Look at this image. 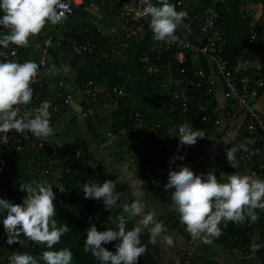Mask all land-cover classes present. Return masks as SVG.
<instances>
[{
  "label": "built area",
  "instance_id": "built-area-1",
  "mask_svg": "<svg viewBox=\"0 0 264 264\" xmlns=\"http://www.w3.org/2000/svg\"><path fill=\"white\" fill-rule=\"evenodd\" d=\"M118 1L121 3L120 8L112 18L111 25L108 27L98 26V32L109 38L111 42V51L107 61L112 64L120 62L123 60L130 43L138 41L143 46L139 51L137 62L144 76H155V82L161 84L168 72L173 75L170 100L175 110L173 115L177 120L175 134L168 136L171 148L162 164L154 169L150 177V184L157 185L168 175L169 170H175L178 164L184 162L192 148L202 143L205 136L216 124L217 109L212 104L215 79L205 70L204 63L211 65L212 74L220 81L223 96L233 108L232 110L244 116V134L232 141L227 147L228 149H237L235 152L237 166L232 168L228 164L225 153L216 164L209 166L210 172L218 174L223 171H236L245 164L261 179H264V103L257 106V101L263 94L259 93V90H264V27L256 25V21L251 17V9H246L243 13L244 18L250 17L248 20L250 37L247 48L244 57L232 70L228 60L224 57V51L228 46V38L224 31V19L220 14L193 9L185 10L188 13L186 17L187 24L196 29L195 35L193 37L185 36L177 28L174 34L175 38L156 43L149 27L150 17L145 15L143 11L146 5L142 4L141 0ZM173 1L177 6H182L188 0ZM151 3L155 5L153 0H151ZM82 5L87 6L93 14L95 13L94 10L98 9L95 0H59V5L56 8L59 18L54 24H64L74 14V11ZM3 33L4 28L0 27V37L3 36ZM72 43L76 50L78 49L80 53L85 55H91L96 48V44L87 37L80 40L74 39ZM53 49H58L60 54L63 55L68 47H63L61 38L51 33L44 38L41 45L40 57L37 62L38 73L31 84L33 89L32 100L29 104L20 106V116L26 120L34 117L35 109L42 102L44 84L40 79V74L45 68ZM0 53H2L0 59L7 61L19 63L28 61L21 58L17 46L13 44H9L7 48L0 46ZM187 60L197 64L193 68V75L198 79L197 85L203 86L204 102H197L188 93V87L193 84V81L186 76L184 65ZM172 68H175V71L172 72L170 70ZM241 71H249V73L239 78L236 73ZM74 90L81 93L79 105H81L82 110L80 114L85 119H90L95 113L90 108L93 103L113 95H123V91L119 87L104 85L89 77L80 78L76 73L69 80L60 77L57 80L54 102L49 108L50 126L57 115L70 107V93ZM115 105L116 101L113 103V106ZM182 130L202 131L204 138H198L195 145H181L179 136ZM99 132L107 137H124L128 133H139L142 142L135 147V152H138L144 149V145L150 137H161L164 128L159 123L147 119L141 112L136 110L132 120L126 126L115 131L101 128ZM51 135L47 138H37L31 132L17 133L15 130L0 133V198L13 203H22L17 201V195L11 182L8 161L4 154V147H11L25 154L31 153L35 149L43 150L46 159L33 161L34 181L42 182L53 188L58 187L55 194V196H58L63 189L64 176L85 159L81 148L74 147L66 162L59 167L56 162L59 151L58 144L52 139ZM86 162L87 167L93 172L94 183H102L103 169L100 162L94 159H87ZM99 201L102 204L105 216L104 218V216L97 215L102 231L109 229L105 221L114 223L115 226L112 230H118L117 223L113 220L117 204L110 209H106L103 201ZM260 210L264 218V209ZM2 218L3 214H0V232L2 237L7 238ZM162 222L168 227H177L184 231L192 242L213 237L202 235L201 238H193L186 230L185 225L180 222L179 214L174 208L162 217ZM219 227L221 228V225ZM133 228L135 227L126 226V230H132ZM20 239L22 248L27 247L29 240L24 237H20ZM30 247L32 246L30 245ZM255 249L261 252L257 255L258 262L264 264V238L259 237L257 239ZM23 252H26V250L23 249L21 253ZM9 258L10 256L6 257L7 262H9ZM181 264H203V262L191 250H186L181 253Z\"/></svg>",
  "mask_w": 264,
  "mask_h": 264
},
{
  "label": "crops",
  "instance_id": "crops-1",
  "mask_svg": "<svg viewBox=\"0 0 264 264\" xmlns=\"http://www.w3.org/2000/svg\"><path fill=\"white\" fill-rule=\"evenodd\" d=\"M199 1V0H198ZM196 0H188L177 6L173 0H169L170 4L176 7L177 11H185L195 9ZM155 6H159V0H153ZM206 10H211L210 5H203ZM96 9L94 17L100 18L95 23L108 27L112 22L110 14L113 13L100 9ZM251 17L255 21H259L262 17V5L260 3L252 4ZM92 13V12H91ZM79 18V17H78ZM77 17H71L64 24L55 25L52 34L61 38V35L74 28L77 24ZM104 19L105 22H102ZM179 31L185 35L193 37L196 29L187 24L186 18L182 24L178 26ZM44 30L36 36L29 38V44L25 47V59L28 61L38 62L41 51L40 36L44 34ZM101 34V33H100ZM102 35V34H101ZM104 36V35H102ZM105 37V36H104ZM106 56V62L109 63V53L111 51V42ZM156 43L158 41H155ZM142 43L133 41L130 43L123 60L109 66L99 63V59L95 56L85 55L79 51L67 50L61 57L63 66L62 78L69 80L77 71L82 72L89 78L108 86H116L122 89L123 95L114 96L116 99L125 97L130 103V109L135 113L136 110L141 112L147 119L152 122L159 123L164 128V133L158 137L159 141L154 142L150 146L152 137L145 143L144 149L135 152V147L142 142L139 133H128L126 136L107 137L99 132V129H109L112 122L113 104L108 102V98L94 103L90 106L95 113L90 119H85L80 112L76 110L77 104L80 103L81 93L74 90L70 93L71 105L64 109L54 119L51 125L52 139L58 144L57 165L61 167L71 154L75 144H81V150L89 155V159L100 162L103 169L102 182L105 180L116 181V191L120 193V199L117 201V207L113 215V220L118 224V217L124 215L127 227H140L141 233L155 248L156 258L160 264H181V253L191 250L203 264H260L258 262L257 250L255 242L260 237L258 220L261 210L255 209L254 214L257 219L252 220L251 216L245 213V220L252 228L250 242L248 246L238 245L235 241L219 240L217 237L211 239H200L192 242L187 234L177 227H168L162 222V217L168 214L174 208L171 205V194L175 189L165 190L168 181V175L157 185L150 184V177L154 169L162 164L171 148L168 140L169 135L175 134V126L177 120L173 115L174 109L170 100V94L173 88V75L168 72L163 79V83H154L144 81L140 75V65L137 57ZM103 51L102 53H104ZM138 66V67H137ZM68 69L65 71V69ZM204 68L215 79L214 97L212 104L217 109L216 124L211 128L205 139L199 145L192 148L184 162L178 164L175 170L180 167L190 168L196 175H206L210 165L216 164L220 157L228 150V145L236 138L244 134V116L233 111L231 105L223 96V88L216 76H214L212 67L208 63H204ZM246 71H241L243 73ZM246 74H243L244 76ZM40 79L43 81L44 90L42 94V102H54L57 91L58 67L54 63L52 55L45 68L41 71ZM262 96L257 101V106L264 103V90ZM112 97V96H111ZM133 113V114H134ZM133 115L130 116V121ZM129 121V122H130ZM4 154L7 158L11 182L14 186L17 199L23 201L26 193L20 191L19 183L25 184L34 181V156L28 157L21 151L11 147H4ZM240 174L259 177L250 167L243 164L236 171H223L217 175L218 180H223L225 175ZM260 178V177H259ZM54 193L58 191V187L53 188ZM57 196V195H56ZM139 201L144 204V213H153V223L148 227L140 224L142 217L128 216L123 211L126 204ZM227 222H221L223 225ZM156 224L162 225V230L153 233L151 229ZM222 229V226H221ZM209 242H205V241ZM7 238H0V264H9L6 257L11 256L14 252H20L22 245L14 243L7 244Z\"/></svg>",
  "mask_w": 264,
  "mask_h": 264
},
{
  "label": "clouds",
  "instance_id": "clouds-1",
  "mask_svg": "<svg viewBox=\"0 0 264 264\" xmlns=\"http://www.w3.org/2000/svg\"><path fill=\"white\" fill-rule=\"evenodd\" d=\"M141 3L146 5L144 14L150 17L149 27L153 40L175 38L178 26L188 13L177 11L169 0H159V6L153 5L151 0H141ZM58 5L59 0H0V11L4 13L0 17V26L9 30L8 34L0 37V46L7 48L9 44H13L27 47L29 38L38 35L46 22H57ZM67 70L66 68L65 71ZM37 73L38 65L33 61L0 62V133L11 130L17 133L28 131L37 138H47L52 134L49 101L41 102L35 109L33 118L26 120L20 116V106L27 105L32 100L31 84ZM198 138H204L202 131L182 130L179 141L181 145L191 146L196 144ZM236 151L237 149L230 148L226 152L227 162L232 168L237 166ZM116 184L113 180L85 183L82 187L83 197L102 200L104 207L110 209L120 199ZM164 187L165 190L175 189L171 194V205L193 238H201L202 235L219 237L221 222H243L245 213L255 221L257 217L254 210L264 209V179L251 175L228 174L223 180H218L214 172L196 175L190 168L180 167L178 170H169ZM19 188L26 193L22 203L0 198V214H3L7 244L22 245L20 237H24L37 245L43 244L52 249L70 230L66 223L58 226L54 219L56 196L53 187L32 181L19 183ZM123 211L130 217H142L140 224L144 227L153 223V213L145 214L144 204L139 201L126 204ZM117 229L98 231L92 225L86 230L84 251L91 252L101 264H138L147 250L140 240L142 229L135 227L126 230L124 215L118 217ZM161 230L160 224L151 229L153 233ZM114 241H119L115 245V253L103 246ZM41 260L43 264H72L73 253L67 248L45 250L38 260L27 252H14L9 258V264H40Z\"/></svg>",
  "mask_w": 264,
  "mask_h": 264
},
{
  "label": "trees",
  "instance_id": "trees-1",
  "mask_svg": "<svg viewBox=\"0 0 264 264\" xmlns=\"http://www.w3.org/2000/svg\"><path fill=\"white\" fill-rule=\"evenodd\" d=\"M95 3L98 4L101 10H105L106 13H113V10H118L120 8V2L118 0H95ZM260 3L262 5V17L259 21H256L258 27H264V0H224L213 2V0H199L194 6L197 11H203L206 13L216 12L223 16L224 19V31L228 38V46L224 51V57L228 60L229 65L232 70L237 66L241 58L244 57L245 49L247 48V43L250 37V30L248 26V20L243 17L244 10H250V5ZM91 5V3H89ZM210 5L211 10H206L205 6ZM3 12L0 11V17L3 16ZM115 14H110V19ZM89 11V8L85 5L78 7L74 14L71 17H79L77 24L74 28L67 31L65 34L61 35V41L63 47L67 46L68 50L77 51L72 41L74 39L80 40L84 37L89 38L90 41L96 44V48L91 56H95L99 59V63H103L105 66H109V63L106 62L105 53L108 52L109 41L107 37L102 36L98 32V24L95 23V20H100L98 17ZM70 17V18H71ZM69 18V19H70ZM102 22H105L104 19H101ZM50 22V21H49ZM2 27V26H0ZM44 30V29H42ZM8 29L4 28V33L8 34ZM44 34L40 36L41 45L46 36L50 35L52 32L43 31ZM19 54L22 59H25V47H17ZM67 51V50H66ZM105 51L104 53H102ZM54 63L58 67V78L62 77L63 66L61 64L60 52L58 49H53L51 51ZM7 60L0 59V62H5ZM186 76L193 81V84L188 87V93L193 96L197 102H204V97L202 95L203 86L197 85L198 79L193 75V68L197 66L196 63L190 62L187 60L185 63ZM138 67V66H137ZM172 72L175 71V68L170 69ZM140 75L142 79L148 82L154 83L155 76H144L142 71ZM80 78H87L88 76L83 74L80 71L75 72ZM249 71L243 73H236L239 78L243 74H248ZM259 93H262V90H259ZM116 105L112 107V122L110 124V130H116L118 128L124 127L130 121V116L133 115V109H130L125 97L114 98L113 96L108 98L109 103H114ZM99 102V101H98ZM94 104V103H93ZM92 104V105H93ZM83 105V104H82ZM91 105V106H92ZM175 112V110H174ZM150 146L154 145V142L159 141L157 137H152ZM80 143V142H79ZM75 144V147L81 148V144ZM28 157L34 156L35 160H44L46 159V154L43 150L35 149L31 153H28ZM89 155L84 153L85 161H82L78 166L74 167L69 173H67L63 178V189L59 192L58 196L54 200V205L56 209V217L54 219L59 226L61 223H66L70 230L65 235L61 237L59 243L53 246L52 249H48L46 245H37L31 241L27 247L21 248L20 252L25 249L27 253L35 256L38 260L45 250H60L67 248L73 253L72 264H101L97 258H95L91 252L84 251V242L86 238V230L95 225L98 231H102V227L99 225L100 216H104V211L102 204L99 200L96 199H85L83 197L84 193L82 187L85 183H94L93 181V172L90 168L87 167L86 160L89 159ZM17 201H19L17 199ZM105 218V216H104ZM247 223V220L243 222H227L222 226L221 235L217 237L219 240L232 241L238 245L248 246L250 242V237L252 233V228ZM105 224L109 226V229H113L115 224L105 221ZM260 237L264 238V218L262 214L259 216L258 220ZM143 233L140 234L141 244L146 246V252L140 257L138 264H160L156 258L155 248L153 244L148 241ZM0 238L2 233L0 232ZM119 241L110 242L103 245L108 250L115 253V245ZM30 245L32 247H30ZM261 252L257 251V255ZM40 264H43V261H40Z\"/></svg>",
  "mask_w": 264,
  "mask_h": 264
},
{
  "label": "rangeland",
  "instance_id": "rangeland-1",
  "mask_svg": "<svg viewBox=\"0 0 264 264\" xmlns=\"http://www.w3.org/2000/svg\"><path fill=\"white\" fill-rule=\"evenodd\" d=\"M96 13V10H94ZM45 31L52 32L55 29V24L52 22H46L45 27L43 28Z\"/></svg>",
  "mask_w": 264,
  "mask_h": 264
},
{
  "label": "water",
  "instance_id": "water-1",
  "mask_svg": "<svg viewBox=\"0 0 264 264\" xmlns=\"http://www.w3.org/2000/svg\"><path fill=\"white\" fill-rule=\"evenodd\" d=\"M217 1H224V0H213V2H217ZM76 110H77L78 112H81V110H82L81 105L77 104V108H76Z\"/></svg>",
  "mask_w": 264,
  "mask_h": 264
}]
</instances>
